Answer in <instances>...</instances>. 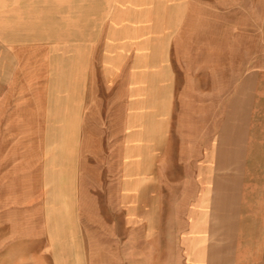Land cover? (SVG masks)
<instances>
[{"label": "crops", "instance_id": "obj_1", "mask_svg": "<svg viewBox=\"0 0 264 264\" xmlns=\"http://www.w3.org/2000/svg\"><path fill=\"white\" fill-rule=\"evenodd\" d=\"M263 16L264 0H0V222L12 206L30 227L17 237L26 246L16 264H105L101 245L112 222L104 204H123L129 230L126 256L112 251L111 264H264ZM56 49L104 52L97 67L123 132L108 166L98 140L89 148L82 138V112L77 122L68 107L62 121L50 107V61L40 70L33 57ZM14 52L28 53L23 60ZM170 52L191 53L173 60ZM20 63L32 69L22 73ZM88 84L86 58L81 107ZM173 113L192 132L204 118L206 134L182 153L190 170L175 183L176 233L153 240L149 187L164 176L136 172L135 147L150 163L162 161ZM135 131L146 133L140 144ZM145 178L137 200L136 179Z\"/></svg>", "mask_w": 264, "mask_h": 264}, {"label": "rangeland", "instance_id": "obj_2", "mask_svg": "<svg viewBox=\"0 0 264 264\" xmlns=\"http://www.w3.org/2000/svg\"><path fill=\"white\" fill-rule=\"evenodd\" d=\"M264 17V16H263ZM17 55V59H23V55H27L28 52H14ZM104 52L96 51H79V50H60L56 49L52 52H34L36 54L33 59H37V66L41 70L43 63L49 60V67H45L46 74L49 73L50 79L54 81V93L53 99H50V107L55 110L57 118H62V112L68 107L72 110L77 111V122L80 120V112H82V122L87 124V130L81 132L83 140L88 144L89 148L95 145L98 140L99 145L103 147L105 157V166H108V156L111 153L117 154V150L121 146V141L123 139V132L118 131V108L112 105L113 98L109 93L107 84L104 82V76L101 67H97L99 61L103 59ZM191 53V52H188ZM187 52H170L171 58L173 60H183ZM88 58V91L87 96L82 101L79 98V80L81 75V69L84 60ZM12 62L15 64L16 58L12 56ZM32 64V63H31ZM30 64V68L32 69ZM19 66H23L22 73L30 70L25 63H20ZM35 68V67H34ZM48 75V74H47ZM90 80H93L92 86H90ZM69 82L71 88L68 89ZM71 92V97H68L67 92ZM42 102V100H41ZM47 102L44 104L46 105ZM24 108L30 107L31 101H24L21 104ZM79 112V114H78ZM22 116V115H21ZM201 118L200 125L201 129L196 132L181 130L182 116L171 114L169 116V129L167 131V148L165 152L162 151V157L165 158L159 161V157L153 160L152 163L149 162L148 157L143 155L144 148L141 146H136V172H155L158 176L159 171L162 170L164 178H153L151 180V198H152V210L146 212V218L150 220L152 226L149 228V233L153 236V240H157L158 235L165 234L167 236L174 235L176 233L175 219L177 216L176 206V189L175 183L177 176L181 174L182 170H190V163L184 162L182 153L184 152V157L187 151L190 149L187 145L190 144L192 137L196 138L199 136L204 138L206 130H202L205 120ZM181 123H180V122ZM185 121V118H184ZM58 123V122H57ZM44 135V132H40ZM56 134L59 133L58 130L55 131ZM80 134V133H79ZM146 133L142 131H135L133 133L132 139L135 143L140 144L145 137ZM80 138V137H78ZM118 141L120 142L118 144ZM202 142V141H201ZM182 143L185 145L182 146ZM141 152V154H139ZM161 157V158H162ZM140 158V160H138ZM110 161V159H109ZM186 161V160H185ZM107 182V180H106ZM144 182H149L148 178L136 179V189H137V200L143 199L144 194L142 189L144 188ZM162 183V185H161ZM148 184V183H147ZM10 186V185H9ZM108 184L105 183V191L107 192ZM148 188V190H149ZM160 193H167V200L161 202ZM9 199H14L15 196H8ZM14 203V200H10ZM12 203V205H14ZM11 206V205H10ZM139 207V206H138ZM160 207L167 208V210H160ZM104 213L106 221H111V226L104 227V242L101 245L104 254V263L111 264L112 260L109 258L112 251L118 252L120 255H125L124 252L127 251V243L124 241L125 236L128 231L127 228H123V218L126 211L122 206H119L117 210L109 211L106 204H104ZM3 225L0 222V264H16L15 256L20 252L25 251L26 243L18 242V235L25 233L27 223L23 220H19L18 212L14 207H10L3 213ZM137 225L135 227L136 236L143 234V227L138 225V219H143V211H136ZM168 223V225H164ZM171 224V225H170ZM163 225V226H162ZM130 232L133 233V228H130ZM22 238V236H20ZM137 245V251L142 250ZM149 245V244H148ZM159 243H151V249L157 250L155 248ZM171 243L168 244V250L173 249ZM126 256V255H125ZM155 259L153 258V263Z\"/></svg>", "mask_w": 264, "mask_h": 264}]
</instances>
